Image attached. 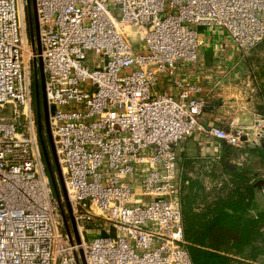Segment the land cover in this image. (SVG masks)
Segmentation results:
<instances>
[{
  "label": "built area",
  "instance_id": "built-area-1",
  "mask_svg": "<svg viewBox=\"0 0 264 264\" xmlns=\"http://www.w3.org/2000/svg\"><path fill=\"white\" fill-rule=\"evenodd\" d=\"M35 5L40 53L27 37L24 0H0V264H81L80 251L86 264H192L178 200L180 143L202 130L233 147L257 145L264 116L201 126L205 100L175 71L197 59L199 27L223 30L247 52L264 38V0ZM39 57L78 240L41 162L32 85ZM162 77L173 93L160 90ZM110 228L113 235L89 238Z\"/></svg>",
  "mask_w": 264,
  "mask_h": 264
},
{
  "label": "crops",
  "instance_id": "crops-1",
  "mask_svg": "<svg viewBox=\"0 0 264 264\" xmlns=\"http://www.w3.org/2000/svg\"><path fill=\"white\" fill-rule=\"evenodd\" d=\"M199 28L204 45L199 49L197 59L179 63L174 77L194 84L198 88L196 96L205 100L204 110L199 117L200 125L227 128L228 122L235 120L246 126L258 117H263L264 84L256 83L252 87V83L247 81V86L244 87L232 78L241 52L227 35L223 37L225 34L220 29L211 26ZM171 81V78L162 77L160 90L173 93ZM255 88L256 95L253 97ZM236 149L202 130H196L182 139L178 159L180 181H184L182 193L192 200L194 214H200L208 206H213L217 196L227 192L219 189L224 182L228 184L231 179L223 171L226 161L239 166L249 163V155L238 153ZM257 190L260 193V188Z\"/></svg>",
  "mask_w": 264,
  "mask_h": 264
},
{
  "label": "trees",
  "instance_id": "trees-1",
  "mask_svg": "<svg viewBox=\"0 0 264 264\" xmlns=\"http://www.w3.org/2000/svg\"><path fill=\"white\" fill-rule=\"evenodd\" d=\"M25 5L24 11L29 32V9L27 3ZM30 6L31 1H29V8ZM263 39L248 51L261 44ZM32 85L40 150L46 173L51 181L53 192H55V187L53 188L54 168L48 151L49 143L43 123L40 90V123L38 125L34 72ZM245 148L239 147L236 150L238 153H247L249 163L247 165L243 163L240 166L237 164V166L226 161L223 164V171L229 174L231 179L228 184L224 182L219 189L227 190V192L222 196H217L213 206H208L202 213L192 212V200L182 193L184 181L180 183L178 200L183 218L185 240L183 247L192 264H264L258 262V258L264 255V209L257 208L256 199L259 191L254 186L259 177H264V144L262 142L258 145L246 144Z\"/></svg>",
  "mask_w": 264,
  "mask_h": 264
},
{
  "label": "rangeland",
  "instance_id": "rangeland-1",
  "mask_svg": "<svg viewBox=\"0 0 264 264\" xmlns=\"http://www.w3.org/2000/svg\"><path fill=\"white\" fill-rule=\"evenodd\" d=\"M24 3L26 4L25 0H24ZM24 16H25L26 32H27V37H28L29 43H30L31 46H33L36 49V38L34 37L32 39L30 37V30L28 32V23H27V19H26V13L24 14ZM198 31H201V29L199 28ZM220 31H222L224 33L223 30H220ZM223 37H226V34ZM133 39L134 38L131 37L132 41H133ZM137 41H138V39H137ZM133 43L136 44V42H133ZM38 62H39V59L37 58L36 61L34 62L35 65L37 64V66H36L37 70H38V67H39ZM34 63L32 65V73L34 72ZM232 78H234V80H236V82L240 86L243 84L244 87L247 86L246 85L247 81H250V84L252 83V85H251L252 87L255 86L256 83L259 84V85L264 84V39L262 40L261 44H259L258 46H256L252 50L247 51L245 53L241 52V57L239 59V64L236 65ZM256 90L257 89L255 88L253 93H252L253 97H255V95H256ZM249 95H246V96H249ZM43 123H44V120H43ZM44 125H45V123H44ZM45 130H46V128H45ZM46 135H47V132H46ZM47 139H48V143H49L48 135H47ZM262 141H263V139L260 140L259 142L261 143ZM242 147H244V145ZM48 151H49L50 157H51V161L50 162L52 163V166L54 168V173H53V178H54L53 179L54 180L53 188L55 187L54 195H55L56 199L59 200L60 210H61V212H63V214L65 216V218H64L65 219L64 227H65V225H67V227L70 228L71 220L68 217L69 213H68L66 202H65V199H64V195H63L62 184H61V180H60V178L58 176V173H57L55 161H54V158H53V154L51 152L50 143H49ZM55 152H56V149H55ZM234 155H235V153H234ZM41 162L45 166L43 158H42V153H41ZM58 164H59V162H58ZM50 168H52L51 165H50ZM45 172H46V167H45ZM61 177H62V181H63L62 171H61ZM260 178H262V177H259V179ZM63 185H64V182H63ZM256 200H257V208L258 209H264V186L260 187V193H258ZM71 228H72V226H71ZM113 234H114V230H112L111 228L107 229V230H98L96 232L95 231L92 232V234L89 235V238H92L94 236H105V235H113ZM258 262L264 263V255H261L258 258Z\"/></svg>",
  "mask_w": 264,
  "mask_h": 264
},
{
  "label": "water",
  "instance_id": "water-1",
  "mask_svg": "<svg viewBox=\"0 0 264 264\" xmlns=\"http://www.w3.org/2000/svg\"><path fill=\"white\" fill-rule=\"evenodd\" d=\"M29 1H31V6L29 8ZM28 9H29V28H30V37L33 39L34 37L36 38V51L38 53H40L41 50V46H40V39H39V29H38V19H37V12H36V5H35V0H27L26 1ZM32 15V16H31ZM39 62H38V70H37V64L35 65L34 63V86H35V99H36V104H37V117H38V125L40 123V113H39V106H40V99H39V90L41 93V102H42V106H43V110H44V123H45V128H46V132L49 138V143L51 146V152L53 154V158L55 161V165H56V169H57V173L58 176L61 180V184H62V189H63V195H64V199L66 202V206H67V210L70 214V205L68 202V197H67V193H66V189L65 186L63 185V181H62V177H61V168L60 165L58 164V159H57V155L55 152V146L53 144V139L51 136V131H50V126H49V115L53 112L54 108L53 106L49 107L46 101V96H45V76H44V71H43V62L42 59L39 57ZM264 144V141H263ZM264 185V178H260L258 180H256V182L254 183V186L257 188H260L261 186ZM70 220H71V226L73 229V232L75 234V238L76 240H78L77 237V233H76V228H75V223L74 220L72 219V217L70 216ZM80 256H81V264H86L84 257H83V253L82 251H80Z\"/></svg>",
  "mask_w": 264,
  "mask_h": 264
},
{
  "label": "flooded vegetation",
  "instance_id": "flooded-vegetation-1",
  "mask_svg": "<svg viewBox=\"0 0 264 264\" xmlns=\"http://www.w3.org/2000/svg\"><path fill=\"white\" fill-rule=\"evenodd\" d=\"M42 108H43V106H42ZM43 110V109H42ZM43 117H44V110H43Z\"/></svg>",
  "mask_w": 264,
  "mask_h": 264
}]
</instances>
